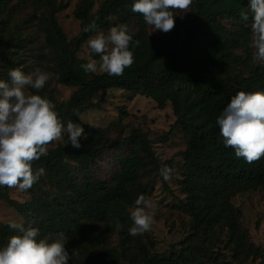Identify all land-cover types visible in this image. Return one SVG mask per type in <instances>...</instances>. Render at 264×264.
Wrapping results in <instances>:
<instances>
[{"label":"trees","instance_id":"1","mask_svg":"<svg viewBox=\"0 0 264 264\" xmlns=\"http://www.w3.org/2000/svg\"><path fill=\"white\" fill-rule=\"evenodd\" d=\"M12 0H0V17ZM26 0H18L22 6ZM136 0H105L93 12L95 0H79L72 14L80 23L79 36L68 40L62 32L57 15L68 8L55 0H35L32 3V19L42 35V47L38 52L39 65L53 76L55 84L71 89L66 101L59 100L56 87L45 86L33 94L47 97L56 105V111L65 126L69 120L80 123L79 116L100 106L94 102L99 93L108 90L130 91L140 82L154 83L172 109L175 119L169 133L181 130L185 139L182 153L181 189L186 196L183 206L191 217L195 236L205 234L224 224L228 240L238 247L236 257L262 256L258 249L245 245L237 226L238 212L232 206L233 198L241 193L264 191V157L254 163L237 158L235 150L226 147L217 117L231 97L239 91H264V68L250 70L247 76L234 73L236 66L247 69V63L236 52L250 57L252 12L250 0H194L191 15L168 33L149 36L141 14L133 13ZM246 12L248 20L241 17ZM93 20L97 29L84 32ZM117 20L128 26H138L133 40L147 41V59L134 69L126 68L122 76L106 73H85L80 67L88 59L78 57L82 45L98 30ZM228 20L232 28L223 22ZM132 33V32H131ZM131 48V45H130ZM135 49V48H134ZM132 49V50H134ZM47 50V55H45ZM93 59L99 56L91 54ZM161 63V69H155ZM0 80L9 81L8 72L17 68L8 51L0 52ZM125 116V112H121ZM81 124V123H80ZM82 125V124H81ZM87 140L83 147L75 149L70 142L58 143L49 148V154L33 162V170L44 169V176L26 192L30 199L24 203L12 200L7 190L0 187V201L6 203L26 220L24 227L40 230V237L63 232L67 241L80 236L86 221L103 222L111 214L123 225L121 259L128 264H194L199 261L200 246L184 254L161 257L151 253L136 242V252L128 243L126 228L128 215L124 206L131 205L140 195H146V187L140 185L143 177L160 176V166L148 138L138 129L127 137L109 138L106 134L117 130L114 124L105 130L82 125ZM128 148V153L118 158V170L112 184L92 176L95 160L105 150ZM69 160L65 164L63 161ZM125 187L133 190L127 191ZM16 230L0 223V242H8ZM235 257V258H236ZM96 256L87 264H114L109 255Z\"/></svg>","mask_w":264,"mask_h":264},{"label":"rangeland","instance_id":"2","mask_svg":"<svg viewBox=\"0 0 264 264\" xmlns=\"http://www.w3.org/2000/svg\"><path fill=\"white\" fill-rule=\"evenodd\" d=\"M34 1L26 0L20 6L18 0H12L5 9L6 13L0 17V52L3 50L10 52L11 59L14 60L17 68L25 73H30L37 68L41 69L38 52L41 51L42 47V35L37 31L32 19V3ZM55 1L68 4V8L57 15V21L62 32L68 40L79 36L81 26L72 14L79 0ZM104 1L95 0L93 12ZM192 8L193 6L186 14L179 10L175 12V15H177L175 26L183 23L191 15ZM120 24L122 23L117 20H110L107 26L97 32L103 31L107 34L111 27ZM223 24L227 28H232V24L228 20L224 21ZM129 28L132 33L138 31L137 25L136 27L130 25ZM146 32L149 36H159L164 33L161 31L152 32V28L147 24ZM88 40L82 45L78 53L79 58L88 59L90 55ZM149 47V43L144 40L133 50L135 62L129 69L138 67L147 59ZM250 52V57L242 51L236 52L237 56L246 61L247 69L236 66L234 73L247 76L250 70L264 68V64H260L253 59L255 49L250 47ZM161 68L162 64L158 63L155 69ZM97 74H101V72H97ZM45 86L56 87L60 101H66L72 93L71 89L55 84L53 79H50ZM26 91L33 93L31 88L26 89ZM94 102L99 104L100 109L80 115L79 121L82 125L105 130L116 124L119 128L106 134L111 139L127 137L133 130L138 129L151 142L160 168L168 166L174 170L169 181H164L156 176L143 177L140 181V185L146 187L145 197L156 201L158 204L155 223L151 231L143 235H130L128 232V229L132 226L130 209L135 207V202L124 206L129 220V226L126 228L127 243L133 252H136V242L140 240L148 251L166 258L180 252L187 254L193 248L200 246L199 261L194 264H264L263 190L241 193L232 200V206L238 212L236 222L241 237H243V242L253 249H258L262 254L261 257L258 255L248 259H244V257H241L242 255L236 257L238 247L235 242L228 240L223 223L213 228L212 232L208 231L205 234L194 235L191 228V217L183 210L186 196L181 189L182 153L185 150L186 139L181 130L169 133L175 119L165 94L158 90L154 83L140 82L130 91L125 89L108 90L96 95ZM121 112H125L126 115L122 116ZM66 140L68 138L65 134L59 141L52 142L49 148L55 147L58 143H64ZM127 150V147H122L119 150L103 151L93 164L92 176L112 184L115 178L114 174L118 170V158L127 154ZM36 170L38 169H35L34 172ZM0 187L7 190L10 199L19 203H24L30 199L26 191L10 189L6 186ZM125 189L127 191L133 190L130 187H125ZM11 221L22 223L23 226L27 223L6 203L0 201V223L9 224ZM117 221L114 214H111L103 222L86 221L78 239L66 241V248L69 253L71 254L74 251L69 264H87L94 256L99 261L98 257L105 258L109 255L113 258L114 264H128L120 257L123 239L120 233L122 228L116 227ZM7 243L0 242V247L6 246Z\"/></svg>","mask_w":264,"mask_h":264},{"label":"clouds","instance_id":"3","mask_svg":"<svg viewBox=\"0 0 264 264\" xmlns=\"http://www.w3.org/2000/svg\"><path fill=\"white\" fill-rule=\"evenodd\" d=\"M193 3L194 0H136L131 11L141 14L152 32L168 33L175 26V12L186 14ZM248 7L253 14L250 25L253 59L264 64V0H250ZM241 17L248 20L246 12L242 11ZM96 29L93 20L83 31ZM133 35L127 24L113 26L107 34L97 32L87 43L91 54L98 55L99 60L89 55L88 62L80 67L85 73L122 76L135 62L132 49L140 45ZM44 54L47 55V50ZM54 75L59 79L58 74L39 68L30 73L15 68L8 72L9 81L0 80V186L29 190L44 174L43 168L34 172L33 162L49 154L52 142L66 134L71 146L78 150L83 147L81 140H87L80 123L69 120L65 126L53 101L26 91L31 88L39 92ZM216 123L225 146L233 148L237 158L251 164L264 157V91H239L223 108ZM63 162L67 164L69 160ZM173 171L168 166L159 170L164 181L171 179ZM157 210L156 201L140 195L130 209L129 234L137 236L151 231ZM9 227L17 234L0 247V264H69L74 251L70 254L66 248L68 238L63 232L38 238L40 230L35 227L26 228L16 221H11ZM116 227L123 225L117 221Z\"/></svg>","mask_w":264,"mask_h":264}]
</instances>
